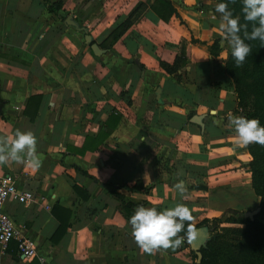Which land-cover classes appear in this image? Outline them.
<instances>
[{
	"label": "crops",
	"instance_id": "obj_1",
	"mask_svg": "<svg viewBox=\"0 0 264 264\" xmlns=\"http://www.w3.org/2000/svg\"><path fill=\"white\" fill-rule=\"evenodd\" d=\"M153 1L0 0V136L32 131L42 162L38 171L0 165V175L14 174L35 195L26 203L8 197L3 207L37 243V254L25 258L16 240L0 242V264H195L181 235L175 250L144 253L112 187L144 207L186 205L192 224L209 226V238L221 232L211 218L259 204L248 150L236 144L230 123L237 104L224 71L231 49L221 45L219 0H171L176 13L168 21L150 9ZM53 2H60L55 11ZM139 3L147 6L134 23L93 54L85 33L99 44ZM68 14L78 28L66 22ZM177 55L184 57L178 80L160 65ZM33 95H40L37 104L28 102ZM111 111L120 115L115 127L105 124ZM199 113L203 126L190 119ZM101 130L108 131L102 143L83 148L85 137ZM218 167L223 174H215ZM181 180L183 199L175 189ZM55 203L70 210L58 241L51 239L59 222Z\"/></svg>",
	"mask_w": 264,
	"mask_h": 264
},
{
	"label": "trees",
	"instance_id": "obj_2",
	"mask_svg": "<svg viewBox=\"0 0 264 264\" xmlns=\"http://www.w3.org/2000/svg\"><path fill=\"white\" fill-rule=\"evenodd\" d=\"M219 3H228L229 10L232 11L233 16L240 19L241 24L248 23L244 20L242 12V0H236L235 3H229V0H219ZM146 4L139 3L123 20L117 22L110 28L107 35L99 42L100 47L110 48L112 42L121 36L127 28H129L134 21L141 15L146 8ZM60 7V2H53L49 5L51 10H57ZM150 9L162 20L168 21L169 18L176 13L171 0H154L150 5ZM252 24L248 23V31L251 32ZM243 38V31L241 32ZM95 41V40H92ZM252 48V54L248 56L242 66H237L231 51L224 60V71L231 78L233 89L236 97L235 112L241 109L242 115L249 119H258L261 126H264V43L260 40H246ZM184 62V57L177 55L174 62L169 64L166 61H160V65L168 73L173 74L176 79H180V75L176 74L179 62ZM40 95H33L29 98L31 101L39 100ZM26 112V109H25ZM30 118H34V113ZM120 120V115L110 112L106 120V125L115 127ZM108 136V131L101 130L94 137L86 136L82 144L83 148H96ZM249 152L248 167L250 170V184L256 195L260 196L258 204L259 210L252 218L241 216V223L232 226L230 233L231 248L216 244L219 240L218 233H214L210 238L200 246L201 259L199 264H219V260H234V264H264V146L259 144H250L247 147ZM75 168L83 173H86L80 167ZM137 188L147 190V186H143L140 179L135 182ZM191 188H202L200 184H194ZM73 190L83 199L89 197V192L84 190L76 183L72 184ZM112 195L118 200V208L123 216L130 220L134 214L135 209L144 202H136L128 199L125 195L112 187ZM158 209V208H157ZM161 211L160 209H158ZM53 213L58 218V226L51 235L53 241H58L65 233L69 223L68 217L70 210L59 206L57 203L52 208ZM207 225V224H192L190 222L185 224V230L181 232V236L189 237V232L192 227ZM208 226V225H207ZM209 227V226H208ZM221 233V232H219ZM223 238V235H220ZM194 260L196 254L193 250ZM230 251V253L228 252Z\"/></svg>",
	"mask_w": 264,
	"mask_h": 264
},
{
	"label": "clouds",
	"instance_id": "obj_3",
	"mask_svg": "<svg viewBox=\"0 0 264 264\" xmlns=\"http://www.w3.org/2000/svg\"><path fill=\"white\" fill-rule=\"evenodd\" d=\"M236 0H229L235 3ZM244 20L252 24L251 32L248 23L241 24L238 17H234L229 10L228 3H219L215 11L220 14L221 45L227 42L237 66H242L252 54L250 44L246 40H260L264 43V0H242ZM243 31V38L241 32ZM236 134V144L247 147L250 144L264 146V126L258 119H249L246 116H233L230 119ZM38 140L32 131L17 129L12 136H0V165L9 161L25 164L27 168L38 171L42 162L38 156ZM175 189L184 198L187 186L184 181H178ZM193 220L190 209L184 204L159 211L156 207L138 206L130 217L131 235L137 246L147 254L158 251L175 250L183 242L181 232L185 224Z\"/></svg>",
	"mask_w": 264,
	"mask_h": 264
},
{
	"label": "built area",
	"instance_id": "obj_4",
	"mask_svg": "<svg viewBox=\"0 0 264 264\" xmlns=\"http://www.w3.org/2000/svg\"><path fill=\"white\" fill-rule=\"evenodd\" d=\"M8 197L26 203L34 201L35 195L30 190L20 188L14 174L4 173L0 175V242L6 246L10 239H14L19 254L25 258H32L37 254V243L4 210L3 206Z\"/></svg>",
	"mask_w": 264,
	"mask_h": 264
},
{
	"label": "water",
	"instance_id": "obj_5",
	"mask_svg": "<svg viewBox=\"0 0 264 264\" xmlns=\"http://www.w3.org/2000/svg\"><path fill=\"white\" fill-rule=\"evenodd\" d=\"M65 20L69 24H72L75 28H78V24L71 19V14H68ZM85 41L86 43L89 44L90 49L95 55H100L106 51V48H102L96 41H92L91 36L88 33H85ZM203 116H204L203 113L193 114L190 117V119L192 122L200 126H203V121H202ZM258 210H259V206L257 205L252 209L245 210L243 212V216L252 218L253 215ZM208 238H209V228L207 225L195 226L190 229L188 240H189L190 249L193 250L196 254L195 264H199L202 256L199 248Z\"/></svg>",
	"mask_w": 264,
	"mask_h": 264
},
{
	"label": "rangeland",
	"instance_id": "obj_6",
	"mask_svg": "<svg viewBox=\"0 0 264 264\" xmlns=\"http://www.w3.org/2000/svg\"><path fill=\"white\" fill-rule=\"evenodd\" d=\"M236 17H238V14H236ZM241 111L242 110L240 109L238 113L236 112L237 116L242 115ZM247 156L249 158V152H248ZM221 170L222 169L218 167V169L215 170V174L221 173V172L223 174V171H221ZM247 197L249 198V196H247ZM241 216H242V213H237V212H233V211L229 210V211L225 212L221 217L211 218V224L210 225L214 226V229L218 227L221 230V233H219V231L215 232V233L219 234V235H217V237H219V240L216 242V244H219L222 246L226 245V247H228V249L230 251L233 250L231 248V245H230L231 237H232L230 230H231L232 226L241 223ZM220 235H223V238ZM230 251H228V252L230 253ZM219 264H234V260L230 259V260L226 261V260L220 259Z\"/></svg>",
	"mask_w": 264,
	"mask_h": 264
}]
</instances>
